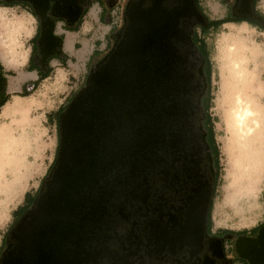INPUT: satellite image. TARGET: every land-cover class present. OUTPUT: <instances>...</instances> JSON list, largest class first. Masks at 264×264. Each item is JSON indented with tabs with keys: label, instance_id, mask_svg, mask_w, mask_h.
Listing matches in <instances>:
<instances>
[{
	"label": "flooded vegetation",
	"instance_id": "flooded-vegetation-1",
	"mask_svg": "<svg viewBox=\"0 0 264 264\" xmlns=\"http://www.w3.org/2000/svg\"><path fill=\"white\" fill-rule=\"evenodd\" d=\"M94 1L105 8L118 2L119 25L102 60L89 67L63 102L56 165L45 185L60 162L69 107L84 89L100 88L91 79L93 72L109 61L135 20L144 37L137 72L127 85L113 89L104 109L85 107L76 117L84 125L86 171L76 173L81 176L78 202L68 227L41 249L30 243L25 230H17L23 216L37 208L47 187L42 189L33 205L17 207L23 212L14 215L3 236L0 264H252L245 256L250 253L256 264H264V246L256 242L264 222L246 231L214 229L220 162L207 43V35L225 25L218 22L226 18L264 27L259 0H215L217 12L209 0H79L80 16ZM55 3L50 0L47 15ZM62 19L63 29L78 20L69 24ZM124 73L125 63H117L115 74ZM29 258L33 261L26 262Z\"/></svg>",
	"mask_w": 264,
	"mask_h": 264
},
{
	"label": "rangeland",
	"instance_id": "rangeland-1",
	"mask_svg": "<svg viewBox=\"0 0 264 264\" xmlns=\"http://www.w3.org/2000/svg\"><path fill=\"white\" fill-rule=\"evenodd\" d=\"M94 3L93 7L92 4L89 5V8L92 7L91 12L97 7V2ZM209 4L214 12L219 11L220 5L217 1L209 0ZM257 6L264 13V0H259ZM220 9L219 13H224V8ZM27 10L29 9L25 4L0 5V55L2 61L10 67L21 66L27 59L28 50L24 48L23 41L29 40L31 28L25 19L16 15L23 17L27 14ZM50 16L53 17L51 13ZM19 20L22 21L23 26L17 29ZM87 20L84 28L82 27L85 29L82 34L86 44L93 43L91 35L94 36L99 32L103 34L105 29V26L101 25L102 28L97 27L89 32L92 19ZM38 24L40 25L39 19ZM62 25L63 21L60 20L55 27L60 33L63 32ZM211 33L207 35L212 72L211 112L215 121L214 129L219 149L218 163L220 162L216 166L219 165V175L212 210L213 225L214 229L221 227L233 231H246L264 222V166L257 176L254 174L250 176V180L257 177L252 195L235 198V193L231 192L234 187L229 175L231 168L229 155L225 151V145L231 135L227 132L223 118V100L228 92L226 89L231 90L232 84L236 85L237 78L228 66L227 60L223 58L222 46L226 42L234 41V38L242 39L247 44L248 49L245 50L247 80L243 88L247 89L264 112V27L253 26L248 22H231L212 30ZM34 42L35 40H29L26 46ZM82 50L84 49H78V51ZM77 64H73L74 68L70 67L54 73L52 78L45 81L36 91H32L30 97L25 99L16 97L14 101L8 102L4 107V113L0 115V158L1 148L4 147L5 162L0 178V247L3 236L11 227L14 211L24 203L25 193H34L39 186L42 189L46 188L45 181L50 176L46 180L44 177L57 149L58 132L45 120L44 112L57 107L60 100L71 90V85L77 78L73 79L70 76L74 72L77 75ZM23 78V74L20 73L17 79ZM237 84L242 85L241 82ZM8 141L12 147L8 153H11L12 157L5 154V143ZM217 158L218 150L216 160ZM7 159H11L12 164H6ZM216 163L214 159V164ZM240 182L236 181L234 184Z\"/></svg>",
	"mask_w": 264,
	"mask_h": 264
},
{
	"label": "water",
	"instance_id": "water-1",
	"mask_svg": "<svg viewBox=\"0 0 264 264\" xmlns=\"http://www.w3.org/2000/svg\"><path fill=\"white\" fill-rule=\"evenodd\" d=\"M4 1L12 2L14 0ZM17 1H27L31 3L41 19L42 35L38 44L43 54L44 62L47 64L48 57L62 49V39L55 33L56 22L54 17L47 15V11L50 8V0ZM55 1L56 3L52 8V15L65 17L69 24H73L82 11V7L78 4V0ZM139 30V22L137 20L132 21L123 39L115 46V50L111 54L109 61L104 66L94 71L91 76V79L99 84L100 88L96 91L84 89L77 100L69 107L63 119L60 162L53 172L52 178L47 181V189L40 195L37 208L27 212L23 216L21 224L17 227V230L20 231V228L24 225L27 226V229L32 226L28 234H26V230L24 231L29 239L32 240L34 238L33 236H35L37 232L36 227L48 225L56 229L60 228V221H62V219L66 218V221H69L71 213L77 205L76 192L79 186L77 180L81 179V176L77 177L76 173L84 174L86 171V164L83 163V157H81V150L83 148L81 140L84 134V125L81 124V118L76 117L85 107L89 108L91 112L97 111L98 108L104 109L106 107V101L113 89L127 85V79L130 75L134 74L135 71L137 72V62L142 48L140 47V42L144 39V37L139 34ZM117 63H125L124 74H115ZM0 79L5 82L1 73ZM35 215H39L41 220V222L37 223V226L32 223ZM28 223L32 225H28ZM48 226H46V228H49ZM56 232L57 231H54L53 236L58 234ZM39 238L45 240L44 237ZM256 242H260L264 246L263 232ZM245 256L250 259L252 264H256L252 253L245 254ZM260 257L264 259V255Z\"/></svg>",
	"mask_w": 264,
	"mask_h": 264
},
{
	"label": "bare ground",
	"instance_id": "bare-ground-1",
	"mask_svg": "<svg viewBox=\"0 0 264 264\" xmlns=\"http://www.w3.org/2000/svg\"><path fill=\"white\" fill-rule=\"evenodd\" d=\"M22 26L23 23L19 20L17 29H20ZM233 40L235 42L229 41L222 46L223 58L227 60L228 66L231 67V70L235 73L237 78L236 85L232 84L233 88L231 90L226 89L228 92L223 100V118L227 132L231 135L225 145V151L229 155L231 167L229 175H231L232 185L234 187L231 192L232 194L235 193V198H240L241 196L250 197L252 195V189L255 187L257 177L250 180V176L253 174L257 176L264 166V112L259 107L257 101L248 93L247 89L243 88L247 80V69L245 65V50L248 49L247 44L242 39L239 40L238 38H234ZM237 82H241L242 85L237 84ZM7 143H5V154L9 157V155L11 156L12 154L8 152L12 147L10 141ZM1 150L0 178L2 177L1 173L5 166L3 159L4 147L1 148ZM6 164H12V160L7 159ZM236 181L241 182L240 184H234ZM76 202H78L77 198ZM38 222H41L40 216L35 215L32 223L37 226ZM60 223V228L56 229L48 225L44 227L39 226L38 228L35 226L37 232L32 240L26 235L29 230L31 231L32 226L27 229V226L24 225L20 230H26V234L24 233L26 238L30 240L31 244L34 243V246L41 249L54 239V231H57L56 233L59 235V232L69 225L66 218L62 219ZM30 224L31 223H28V225ZM46 226L49 228H46ZM39 237H44L45 240H41ZM36 260L37 259H35V261ZM32 261L33 259L31 258L26 260V262Z\"/></svg>",
	"mask_w": 264,
	"mask_h": 264
},
{
	"label": "crops",
	"instance_id": "crops-1",
	"mask_svg": "<svg viewBox=\"0 0 264 264\" xmlns=\"http://www.w3.org/2000/svg\"><path fill=\"white\" fill-rule=\"evenodd\" d=\"M92 7L95 5L94 2L91 3ZM90 3L88 4V6ZM29 10H27V14H24L23 17L19 14L17 16L26 20L27 25L31 28V35H29V40H34L38 30V18L30 6L26 5ZM88 9L86 14L81 19V24L77 30H65L62 29L63 32L60 33L55 29V33L62 39V49L61 51L51 54L48 57L47 64L44 62L43 54L41 49L36 50L35 42L33 44L27 45V41H23L24 48L28 50L26 61L18 67H10L7 66L1 58L0 55V63L3 68L0 69L1 76L5 79V82L0 79V101L7 98V101L0 109V115L4 112V107L8 102L14 101L16 97L20 99H25L30 97L32 94L28 96H21L18 93L23 90V88L27 85V88L30 90L34 89L36 91L41 85L44 84L45 81L52 78L54 73H57L59 70L67 69L73 67L74 63H78V71L77 75L71 73V78L76 79L71 85V90L66 93V95L60 100L57 107L52 108L50 110H46L44 112L45 120L49 122L50 125H53L56 129L59 114L61 109L63 108V102L66 96L70 92H75L83 82L84 77L87 74V68L95 64L97 61L102 60L105 53L110 48V36L113 30H115L120 21V8L118 2L110 5L109 7H102L100 3L97 2V7L93 12H91V8ZM92 19V26L88 28V31L91 32L94 28H102L101 25L105 26L103 34L99 32L96 35L92 36V42H88L87 44L84 41L83 31L85 32L84 23L88 21L87 19ZM231 23V22H230ZM83 27V28H82ZM90 36V37H91ZM90 40V41H91ZM83 48L84 50L78 51V49ZM35 50V51H34ZM33 55V57H32ZM32 58V61H31ZM74 68V67H73ZM76 69V68H75ZM74 69V70H75ZM39 71L42 73H46L48 71L49 76L43 79L35 88L34 82L39 78ZM20 73L23 74V79H17Z\"/></svg>",
	"mask_w": 264,
	"mask_h": 264
},
{
	"label": "trees",
	"instance_id": "trees-1",
	"mask_svg": "<svg viewBox=\"0 0 264 264\" xmlns=\"http://www.w3.org/2000/svg\"><path fill=\"white\" fill-rule=\"evenodd\" d=\"M15 4H25V5H28V6H31V3L27 2V1H17V0H14L12 2H7V1H4V0H0V5H15ZM89 7V6H88ZM88 7L87 9L83 12V14L79 17V19L77 20V22L71 26H66L64 27L66 30H71V31H74V30H77L79 28V25L81 24V19L82 17L86 14V12L88 11ZM34 13L36 14L37 18L40 20V17L37 15V13L34 11ZM54 20L57 24L58 21L60 20H63L62 17H58V16H54ZM230 22H233V23H242V22H247L246 19H232V18H226V19H223V20H220L218 22L219 25H222L224 23H230ZM250 23L251 25L253 26H259L258 24L254 23V22H248ZM42 35V25L40 24L39 25V30L34 38L35 40V46H36V50L38 49V44H37V41L39 40L40 36ZM35 51V50H34ZM210 56V55H209ZM33 57V55H32ZM31 61H32V58H31ZM3 66L2 64L0 63V69H2ZM211 64L209 63V72L208 74L210 75L211 77ZM47 76H49V73L48 71L46 73H42L39 71V78L33 83L34 86L33 88H35L43 79H45ZM34 89H28L27 88V85L23 88V90L21 92H19L18 94L21 95V96H28L32 93ZM7 101V98L6 99H3L0 101V109L1 107L5 104V102ZM218 152H219V149H217ZM56 165V159L53 160L50 164V166L48 167V170L45 174V177H44V180H46L47 177L50 176L51 174V171L53 170V168L55 167ZM42 189L41 186H39V188L34 192V193H31V192H26L25 193V199H24V203L26 205V207H29L31 205H33L36 200H37V197L40 193V190ZM42 191V190H41ZM20 207V206H19ZM23 212V209L21 208H18L14 211V214L15 215H20L21 213Z\"/></svg>",
	"mask_w": 264,
	"mask_h": 264
}]
</instances>
